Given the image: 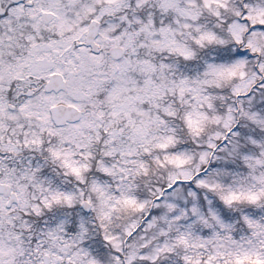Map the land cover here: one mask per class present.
<instances>
[{"label": "snow or ice", "instance_id": "6c2138e0", "mask_svg": "<svg viewBox=\"0 0 264 264\" xmlns=\"http://www.w3.org/2000/svg\"><path fill=\"white\" fill-rule=\"evenodd\" d=\"M0 264H264V0H0Z\"/></svg>", "mask_w": 264, "mask_h": 264}]
</instances>
